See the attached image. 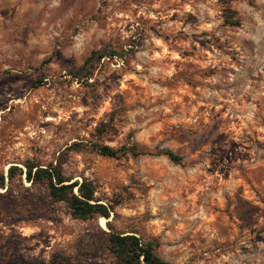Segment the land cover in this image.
<instances>
[{
  "label": "rangeland",
  "instance_id": "1",
  "mask_svg": "<svg viewBox=\"0 0 264 264\" xmlns=\"http://www.w3.org/2000/svg\"><path fill=\"white\" fill-rule=\"evenodd\" d=\"M222 7L0 0V175L55 163L103 123L102 144L155 153H68L66 177L93 182L109 220L73 219L24 176L0 188V264H111L109 232L158 242L171 264H264V0L232 4L239 28ZM133 46L74 74L93 51Z\"/></svg>",
  "mask_w": 264,
  "mask_h": 264
},
{
  "label": "trees",
  "instance_id": "2",
  "mask_svg": "<svg viewBox=\"0 0 264 264\" xmlns=\"http://www.w3.org/2000/svg\"><path fill=\"white\" fill-rule=\"evenodd\" d=\"M235 2H247L254 5L255 0H221L222 11L221 18L226 26L239 28L241 19L238 12L232 8ZM137 49L133 46L128 49H102L93 51L84 61L83 65L74 74L79 79H90L93 77V69L105 58L127 60L135 55ZM114 120L111 116L110 122ZM109 123L101 124L97 129V140L84 143L75 142L62 153L55 163L41 165L34 161H28L24 164L22 170L17 166L9 168L7 176L0 175V188L5 189L7 183H11L16 177L24 176L25 180L31 186L44 187L53 203H63L70 211L73 219L80 221H89L95 218L109 220L114 213L115 206L111 203H104L97 195V188L93 182L83 178L82 181L71 182L65 175V164L69 152L82 153L90 151L100 156L118 159L130 155L133 158L153 155L151 151L140 147L136 143L123 145L120 148H114L102 144L100 138L110 130ZM166 156L171 162L181 164L182 158L175 153L165 150L157 153ZM109 224V223H108ZM107 234L106 249L112 258L111 264H171L163 260L158 255L159 243L147 240L138 235L119 234L109 232Z\"/></svg>",
  "mask_w": 264,
  "mask_h": 264
}]
</instances>
